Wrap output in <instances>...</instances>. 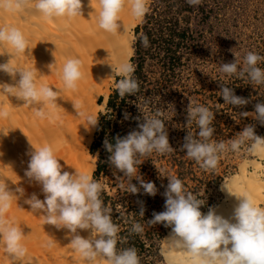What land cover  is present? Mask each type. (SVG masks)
I'll return each instance as SVG.
<instances>
[{
  "label": "clouds",
  "instance_id": "obj_1",
  "mask_svg": "<svg viewBox=\"0 0 264 264\" xmlns=\"http://www.w3.org/2000/svg\"><path fill=\"white\" fill-rule=\"evenodd\" d=\"M202 2L203 0H187L191 6ZM89 6L98 13L99 29L112 35L118 33L121 14L126 9L136 20H142L149 12V0H97L95 7L92 6V0H89ZM26 11H34L50 21H70L84 15L82 0H0V13L22 14ZM143 42L147 45L146 37ZM0 47L8 48L17 55L32 51L25 34L13 25L0 26ZM231 51L234 61L222 63L219 68L221 76L218 81L222 82L219 93L225 104L237 108L246 106L250 101L237 96L225 82V77L243 79L254 88L264 86V69L258 66L264 63V56L249 51L241 63L239 53L233 49ZM11 59L12 57L7 63L0 64V72L9 74L15 81L5 91L23 104L39 105L35 111L36 116L46 118L45 108H57L60 89L54 90L46 83L38 84L35 70L18 68L11 63ZM58 71L64 90L77 91L79 82L85 78L79 58H67ZM113 71L120 77L116 83L119 97L123 99L130 95L136 96L140 89L137 80L133 78V65L124 62L113 67ZM212 78L217 80L213 76ZM72 103L75 113L86 122L88 128L98 125L96 115L86 112L80 101ZM254 107L251 117L264 125V102L256 103ZM186 111L188 132L182 150H186V157L199 164L203 170L217 169L221 156L228 151L239 153L243 150L264 158V137L256 134L255 124L246 125L227 142L214 141L213 112L191 100ZM241 114L249 117L250 112ZM9 116V110L0 106V119H7ZM161 117L162 112L159 110L153 115L143 113L142 121L138 124L139 130H133L123 138L116 137L114 144L107 140L104 143L106 150L111 153V166L128 179L126 190L129 193L140 191L132 183L137 180L147 194L153 197L157 194L156 185L142 178L139 167L153 153L165 155L174 151L169 142L165 120ZM193 123L199 131L191 130ZM29 142L32 150L29 152L25 175L31 182L39 184L44 194L43 200L35 193L25 200L31 210L42 214L45 225L68 230L72 249L86 264H140L135 248L117 247L120 242L119 227L112 220L111 210L101 199L104 190L102 183L94 180L90 173L63 170L53 145L45 143L34 146L30 140ZM156 167L162 177H167L169 183L164 192L165 210L154 213L149 223L164 224L171 228L170 236L166 239L168 249H161V256L166 264H264V206L257 205L251 192L240 191L232 183L224 181L221 190L238 201L232 215L225 218L217 214L215 207H210L205 214L201 211L205 204L203 199L188 191L181 179L172 174L164 175L163 170L157 165ZM121 187L124 188V185ZM17 193L23 195L20 188L12 190L0 183V244L12 260L23 264L28 256V249L24 244L25 232L15 217L8 215ZM140 215L144 216L143 210ZM82 230L89 231L87 238L81 235ZM131 232L140 234L143 227L136 223ZM46 246L52 247L53 244L49 241ZM173 250H179L180 255H174Z\"/></svg>",
  "mask_w": 264,
  "mask_h": 264
},
{
  "label": "bare ground",
  "instance_id": "obj_2",
  "mask_svg": "<svg viewBox=\"0 0 264 264\" xmlns=\"http://www.w3.org/2000/svg\"><path fill=\"white\" fill-rule=\"evenodd\" d=\"M82 2L84 15L70 21L46 20L34 11L22 14L0 13V26L18 27L30 41L32 50L17 55L8 48L0 47V64L7 63L12 57L11 63L14 66L36 71L38 84L46 83L54 90L60 89L57 108H45L46 118L41 119L35 114L39 105L23 104L5 91L15 81L9 74L0 72V106L6 107L10 112L9 118L0 119V183L12 190L20 188L23 192V195L16 194L8 213L10 217H15L25 232L24 244L28 249V256L23 264H86L72 249L68 230L59 231L52 225H47L48 228L44 230L40 228L37 219L29 217L37 212L32 211L25 200L33 193L36 194V186L39 185L31 182L25 175L29 152L32 150L29 140L34 146L45 143L53 145L63 170L71 173L76 170L87 172L93 176L96 161L89 146L93 142L96 127L88 128L86 122L75 113L72 102L80 101L86 112L95 114L98 118L99 110L106 106L110 95L106 87L115 80L113 67L124 62L132 64L134 29L140 20L134 19L126 9L121 14L118 33L112 35L99 29L98 13L89 6V0ZM96 3L97 0H92L93 7ZM67 58H79L85 71V78L79 82L75 92L64 90L59 76L58 70ZM102 95L105 96L103 104L99 103ZM229 183L240 191L251 192L257 205L264 206V158L255 156V159L245 162L240 173ZM237 203L235 197L225 192V198L215 207L217 214L229 218ZM170 233L171 231L164 241L165 250L168 249L166 239ZM81 235L87 238L89 231L82 230ZM49 241L52 242V247L46 246ZM173 254L180 255L179 250H173ZM0 264L20 262L12 260L0 244Z\"/></svg>",
  "mask_w": 264,
  "mask_h": 264
},
{
  "label": "trees",
  "instance_id": "obj_3",
  "mask_svg": "<svg viewBox=\"0 0 264 264\" xmlns=\"http://www.w3.org/2000/svg\"><path fill=\"white\" fill-rule=\"evenodd\" d=\"M194 12V7L189 5L187 0L151 2L149 12L135 28L134 55L131 61L134 67L133 78L137 80L140 90L136 96L130 95L123 99L119 97L116 89L112 91L107 101V112L99 115L90 148V153L97 159L93 179L100 181L104 186L101 199L111 210L112 220L119 227L120 242L117 247L135 248L140 264L162 262L161 249L171 231V228L164 224L149 223L154 213L165 210L164 192L169 183L167 177L161 176L156 165L163 170L164 175L172 174L181 179L186 189L197 195L200 189L218 186L223 180L219 171V164L223 163L221 158L217 169L205 171L199 164L186 157V150H182L188 132L186 125L182 131L178 129L168 136L170 145L174 148L172 153L165 155L153 153L139 167L142 178L156 185L158 191L154 197L147 194L137 180H133L132 183L140 189L138 193L132 194L126 190L129 181L123 177V173L117 172L111 166L109 160L111 153L104 146L106 140L114 144L116 137L123 138L129 132L139 130L138 124L142 121L143 113L153 115L158 110L161 111L166 128L169 122L175 120L172 110L182 113V109L175 106L179 98L175 85L179 81L178 70L184 65L185 55L194 47H198L197 35L190 26H185ZM145 37L147 45L143 42ZM250 51L264 56V30L258 41L251 44ZM258 66L264 69V63ZM220 76L221 74L217 80L212 81L214 86L211 85L209 92L204 90L195 92L198 96L195 104L208 107L215 116L212 122L215 129L212 139L227 142L249 123L255 124L256 134H264V125L241 114L254 112L255 104L264 102V86L254 88L243 79L225 77V82L237 96L250 101L246 106L234 108L225 104L219 93L222 83L218 81ZM191 130L199 131L195 123ZM122 184L124 188L121 187ZM141 210L144 216L140 215ZM136 223L143 227L140 234L131 232L132 226Z\"/></svg>",
  "mask_w": 264,
  "mask_h": 264
},
{
  "label": "rangeland",
  "instance_id": "obj_4",
  "mask_svg": "<svg viewBox=\"0 0 264 264\" xmlns=\"http://www.w3.org/2000/svg\"><path fill=\"white\" fill-rule=\"evenodd\" d=\"M152 1L149 0V7ZM193 7L195 12L190 16L188 25L185 24V21L184 24L190 26L197 35L196 44H198V47H194L190 53L185 55L184 65L178 70L179 81L176 82L175 89L179 98L175 106L180 107L182 113L177 110L171 111L176 121L167 124L168 136L178 129L181 131L184 129L187 122L185 119L187 118V106L190 100L194 104L197 102L198 96L195 92L199 90L209 92L212 88L211 85L214 86L212 76L217 79L220 75V65L234 61L235 57L231 50L233 49L239 53L242 60L246 53L251 50V44L258 41L264 30V0H203L202 4ZM142 21L143 19L140 20L138 25ZM118 78L119 75L116 74L115 80L111 81L109 86L106 87L109 89L110 94L116 89ZM99 99V103L103 104L105 96L102 95ZM106 112L107 104L99 110L98 121L100 113ZM249 117L253 119L251 113ZM257 135L264 137V134L261 133ZM90 148L91 145L89 151ZM93 158L97 161L96 157ZM221 159L223 163L219 164V171L223 180L220 185H212L199 191V198L205 201V204L201 207L202 212L208 211L210 207H217L223 201L225 191L221 190V185L224 181L230 182L233 177L238 175L241 166L245 162L255 159V155L242 150L239 153L227 152L222 155ZM30 190L35 191L34 188H30ZM36 191L38 198L43 200L44 194L40 185L36 186ZM37 214L40 213L30 214L29 217L33 216L37 219L40 228L46 230L48 226L45 225L42 214L39 217ZM160 264H166L164 258Z\"/></svg>",
  "mask_w": 264,
  "mask_h": 264
},
{
  "label": "water",
  "instance_id": "obj_5",
  "mask_svg": "<svg viewBox=\"0 0 264 264\" xmlns=\"http://www.w3.org/2000/svg\"><path fill=\"white\" fill-rule=\"evenodd\" d=\"M170 231V230H169Z\"/></svg>",
  "mask_w": 264,
  "mask_h": 264
}]
</instances>
